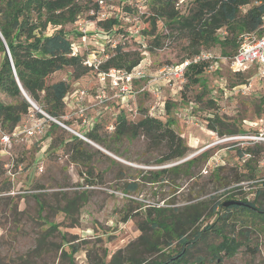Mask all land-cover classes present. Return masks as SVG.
Wrapping results in <instances>:
<instances>
[{
  "label": "rangeland",
  "instance_id": "374dc122",
  "mask_svg": "<svg viewBox=\"0 0 264 264\" xmlns=\"http://www.w3.org/2000/svg\"><path fill=\"white\" fill-rule=\"evenodd\" d=\"M186 2L180 5L183 11ZM104 11L105 20H120L122 33L106 34L87 14L79 17L68 30L77 38L75 44L79 50L91 56L112 55L117 44H125L124 51L140 53L147 77L135 82V91L149 84L152 75L162 67L178 64L187 58L186 41L167 39L163 48L151 47V39L143 34L150 29L146 2L107 0ZM167 32L165 29L164 33ZM84 35L86 39H83ZM209 51L218 59L215 68H208L204 73L205 86L187 85L186 80L181 90L162 87L165 90L160 101L174 103V109L178 111L177 116L172 114L176 120L173 129L190 147L185 158L188 159L178 164L180 169L177 171L167 167L174 163L157 164L160 149L149 150L143 137L116 145L122 150L120 156L98 144L118 159L97 155L85 166L72 164L59 148L51 149L49 128L43 137L32 143L13 142L5 146L0 140V188L5 180L11 184L9 192H0V264H110L115 255L126 264L140 260L156 264L166 258L164 254L179 250L177 240L168 247L172 240L166 231L173 229L175 224L177 233L183 232L193 241L197 229L215 222L211 211L217 202L233 197L254 202L264 209V142L234 141L206 149L221 138L207 133V118L214 115L236 124L244 132L239 134L241 136L257 133V123L264 114V83L245 74L244 78L253 83V87L245 95L236 93L234 87L238 85L234 84H238V79L222 56V48L216 45ZM58 80L71 84L72 90L67 97L69 113L74 111L73 96L78 91H89L87 99L92 100L98 88L97 77L93 74L75 81L68 71H64L52 78V81ZM108 91L110 95L114 94L111 88ZM183 95L186 96L184 100ZM1 99L5 100V97L0 95ZM155 102L158 101L149 92L138 94L136 100L131 101L137 113L133 112L129 118L137 121L141 110H148ZM116 103L117 100L113 104ZM91 104L88 102L89 106ZM103 108L96 113V118ZM91 109L89 116L92 119ZM161 118L163 121L167 119L166 115ZM112 121L110 118L107 124ZM59 134L66 139L71 135L62 131ZM194 141L198 143L192 145ZM242 147L252 148L255 154L241 158L238 149ZM204 153L206 158L191 166L186 165L187 161ZM209 162V173L205 174L203 171ZM39 166L44 167L42 173ZM162 168L170 172L159 177L157 172ZM87 178L94 180L97 188L75 189L82 187L81 182ZM129 184H135L137 188L129 189ZM39 186L49 191L18 194ZM150 209L156 210L151 211L153 218L160 220L165 229L155 228L148 218ZM221 209L219 207L215 213L223 214ZM195 215L199 216V221L191 227L188 218L192 222ZM254 215L236 213V219H233L236 224L228 223L223 228L224 235L231 236L232 233L243 246L231 258L224 254L216 257L223 261L222 264H264V215ZM222 221L218 228L223 226ZM142 227L145 229L141 230ZM246 227H251V235L247 238ZM221 240L217 231L210 232L190 251L188 264L198 258L203 259L202 264H219L213 259L212 248ZM151 246H158L160 250H152ZM75 248L77 252L74 253Z\"/></svg>",
  "mask_w": 264,
  "mask_h": 264
},
{
  "label": "trees",
  "instance_id": "16d2710c",
  "mask_svg": "<svg viewBox=\"0 0 264 264\" xmlns=\"http://www.w3.org/2000/svg\"><path fill=\"white\" fill-rule=\"evenodd\" d=\"M105 1L107 2V0ZM141 1L146 2L149 7L147 22L150 29L143 34L149 40L151 39V47L161 49L167 39L172 42L186 41L189 51L187 58L202 51H209L212 46L217 45L222 48V56L230 59L239 49L240 37L260 30L264 23V0H187L185 11L178 5L179 0ZM100 9L98 0H0V32L2 35H0V95L5 97V100H0V128L3 132L12 134L33 111L30 101L21 92L19 83L29 99L40 109L74 128L71 119H64L69 114L66 99L71 93V84L66 80L52 81V78L57 72L64 71H69L75 81L90 74L97 77L93 68L84 65L88 54L79 50L75 44L77 38L70 35L68 27L74 25L83 14H87L91 20L97 21V25L106 34L122 33L123 28L120 20L116 18L100 19L98 15ZM91 11H94L95 15L91 16ZM165 29H168L167 34L164 33ZM123 45L125 44H117L114 47L112 55H108L100 71L107 72L111 69L132 71L141 65L143 56L137 52L124 51ZM8 49L12 60L9 57ZM208 68V64L191 66L187 72L189 83L187 85L205 86L204 73ZM235 76L238 79V84L234 85L248 83L243 74L235 73ZM184 97L186 98V96L183 95V100ZM174 108H176L174 103L166 102V121L159 117L148 116V110H141V116L136 121L129 118V115L133 113V106L128 100L117 116L105 117L106 115L101 113L98 118H94L92 127L85 135L118 156L123 153L122 150L116 148V145L143 137L149 150L160 149L161 154L157 164L176 163L187 157L190 147L186 144L185 139L173 129ZM38 115L41 116V114ZM110 118L113 121L109 125L115 127L113 132L107 130V123H109L107 121ZM206 126L207 129L221 137L244 133L236 124L226 122L219 115L207 118ZM60 131L64 134L71 133L58 124H50L49 138H52L50 147H52L51 149L59 148L61 152L65 153L64 156L69 157L72 164L85 166L92 162L95 156H105L100 151H94L90 144L74 134L71 133L69 139H66L64 135L59 134ZM245 154L254 155L255 152L248 147L238 149V155L241 158ZM206 157V153L200 157L195 156L187 161L186 165L191 166ZM179 167L180 165L170 169L177 171L180 169ZM169 172V169L162 168L157 172V175L163 177ZM81 184L82 186H95L96 182L87 178ZM10 185V182L5 180L0 192H9ZM128 187L136 189L137 185L129 184ZM37 189L45 188L39 186ZM228 201L244 202L250 207H223L224 203ZM219 207L222 208L223 214L215 213ZM149 211L148 218L153 222L155 228L165 229L166 227L160 220L153 218L151 211L156 210L150 209ZM236 213H245L250 216L264 215V209L257 207L254 202L233 197L217 202L211 211L215 222L206 224L200 230L197 229L192 236L193 241H190L185 233H177L175 224V228L166 231L172 240L168 242V247H171L174 240H177L179 250L164 254L166 258L156 264H188L191 259L190 251L204 241L212 231H217L222 238L221 242L212 248L214 261L222 264L221 259L217 260L220 258V254L229 258L233 257L243 246V243L236 236H232V233L231 236L224 235L223 228H226L228 223L232 226L236 224L233 221L236 219ZM198 217V215L193 216L192 222L188 218V225L191 224V227H194L199 221ZM221 221L223 226L218 228ZM144 229L145 227L141 228V230ZM245 234L246 238L251 235V227H246ZM151 249L160 250L158 246H151ZM73 252H77V249L75 248ZM202 263L203 259L198 258L191 264ZM110 264L126 263L120 259V256L115 255ZM130 264L150 263L147 260H140Z\"/></svg>",
  "mask_w": 264,
  "mask_h": 264
},
{
  "label": "built area",
  "instance_id": "2783aa9c",
  "mask_svg": "<svg viewBox=\"0 0 264 264\" xmlns=\"http://www.w3.org/2000/svg\"><path fill=\"white\" fill-rule=\"evenodd\" d=\"M185 2V0H179L178 5H181ZM100 5V11L98 13L99 18L105 20L106 13L104 11L106 7L105 0H98ZM91 15H95L94 11L90 12ZM83 33L87 35L86 30H82ZM262 32V33H260ZM85 36V35H84ZM86 39V36L83 37ZM76 52L74 53V55ZM108 56L103 55L98 57L97 55H87L84 61V65L91 67L97 73V83L98 88L96 90V94L93 97V103L88 105V95L89 91L83 89L78 91L75 94V99H73L74 103V111L69 113L64 117L65 120L76 119L79 121V127H83V129L89 130L92 127V120L89 116V110L91 108L101 109L102 107L107 106L109 103L115 100H136V96L142 92H150L151 88L154 91V94L158 95L164 86H171L179 90L182 89L187 80V72L193 65L199 64H208L210 69L215 68L217 64L218 57L213 54L211 51H202L199 54H196L192 57L186 58L178 64L175 65H167L162 67L156 73L152 75V80L149 84L145 85L140 90H134L135 82L138 80L145 79L147 77V71L145 67L140 65L136 67L132 71L121 70V69H111L107 72L100 71L101 66L106 62ZM229 63L230 69L237 74H251L256 80L264 83V23L260 30L244 34L240 37V46L236 54L230 58L226 59ZM253 87V83H246L242 85H238L234 87L236 93H241L243 95L247 94ZM111 88L114 91L113 95H110L108 89ZM130 97V98H129ZM67 100V99H66ZM33 111L28 115L26 121L17 127L12 134L5 133L0 128V140L3 145L10 146L13 142H34V140L43 137L51 123L58 124L62 128L71 132L81 140L95 144L92 140H90L83 131L78 129H74L72 127L67 126L65 123L51 117L42 109H40L35 103L30 102ZM161 107V103L155 102L154 104L149 106L148 116L150 117H159L163 115L158 109ZM133 112L137 113V109L133 107ZM38 114H41L39 116ZM101 114V112L98 113ZM190 119V118H189ZM109 132H113L115 130L114 125H110L107 127ZM216 134V133H215ZM213 144H210L207 148L214 147L217 144H226L234 141H253L254 143H263L264 142V114L260 119V128L258 129L255 135H225L221 138H218ZM249 144L248 142H246ZM247 157H251V154H245ZM120 160V159H119ZM211 163L209 162L203 173L208 174L209 167ZM39 172L44 171L43 166L38 167ZM11 176H15V174L11 173ZM95 189L97 186H82L77 187L75 189ZM49 190L47 189H30L18 192V194H43Z\"/></svg>",
  "mask_w": 264,
  "mask_h": 264
},
{
  "label": "crops",
  "instance_id": "0c3cea01",
  "mask_svg": "<svg viewBox=\"0 0 264 264\" xmlns=\"http://www.w3.org/2000/svg\"><path fill=\"white\" fill-rule=\"evenodd\" d=\"M61 72H57L56 74H54L53 75V77L55 76H58L59 74H60ZM63 73V72H62ZM68 73H70L69 71H68ZM164 88H162V90L160 91V93L158 94V95H156V94H154V91L152 90V88H151V91L149 92L151 95H152V97L154 98V99H156L159 103L161 102V107L158 109V111H160L162 114H163V116L164 115H166V102L164 103V102H162V101H160L163 97H164ZM163 96V97H162ZM74 98L73 99H75V95L73 96ZM93 100L94 99H90V100H88V102H90V103H93ZM116 101V100H115ZM127 101L128 100H117V103L116 104H109V105H107V106H105L102 110H103V115H113V116H117V114H118V112H120V110H122L124 107H125V105L127 104ZM129 101H134V100H131V99H129ZM126 103V104H125ZM125 104V105H124ZM68 105V104H67ZM118 105V106H117ZM119 105H121V107H119ZM100 109V108H99ZM99 109H91V111H92V119H94V118H96V113L98 112V111H100ZM90 111V112H91ZM177 113H178V111H177V109H175L174 110V115L175 116H177ZM262 116H263V114H262ZM262 116L260 117V119L262 118ZM260 119H259V122L257 123V125H258V129L260 128ZM72 121H71V124L73 125V127L74 128H76V129H78V130H80V131H83V132H87V131H84V129H83V127L81 128V127H79V121L78 120H76V119H71ZM175 122H176V120H175ZM108 126H110V125H108ZM107 126V127H108ZM174 126V125H173ZM49 129H50V127H49ZM258 129H257V131H258ZM50 131V130H49ZM49 133V132H48ZM207 133H209L210 135L211 134H215V132H211V131H209V130H207ZM51 139L52 138H50V141H51ZM80 139V138H79ZM199 139V138H198ZM195 140H197L196 138H195ZM94 142V141H93ZM87 143V142H86ZM95 143V142H94ZM198 142H196V141H194V143H192V145H196ZM88 144H90V143H88ZM90 145H93V146H95V147H97V150H95L94 149V151H100V152H102L103 154H105L106 156L107 155H109V156H111V157H114L113 155H111V153H109L108 151H106V150H104L103 148H101L98 144H90ZM92 147V146H91ZM42 156V155H41ZM244 157H245V155H244ZM243 158V157H242Z\"/></svg>",
  "mask_w": 264,
  "mask_h": 264
},
{
  "label": "water",
  "instance_id": "95a60500",
  "mask_svg": "<svg viewBox=\"0 0 264 264\" xmlns=\"http://www.w3.org/2000/svg\"><path fill=\"white\" fill-rule=\"evenodd\" d=\"M0 35H1V32H0ZM2 36V35H1ZM3 38V37H2ZM8 54H9V57H10V59H11V55H10V52H9V49H8ZM12 60V59H11ZM19 86H20V89H21V92L23 93V95L30 101V102H32L30 99H29V97H28V95L26 94V92L24 91V89L22 88V85H21V83H19ZM114 156V155H113ZM115 157V156H114ZM116 159H118L117 157H115ZM188 159V158H187ZM187 159H183V160H181V161H179V162H177V163H174V164H172V165H169V166H167V167H173V166H176V165H178V164H180V163H183V162H185ZM166 167V168H167ZM230 206H247V207H250V205H248V204H246V203H244V202H240V201H228V202H225L224 203V205H223V207H225V208H228V207H230Z\"/></svg>",
  "mask_w": 264,
  "mask_h": 264
}]
</instances>
